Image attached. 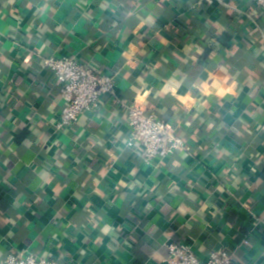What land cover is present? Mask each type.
I'll return each mask as SVG.
<instances>
[{"label": "crops", "instance_id": "obj_1", "mask_svg": "<svg viewBox=\"0 0 264 264\" xmlns=\"http://www.w3.org/2000/svg\"><path fill=\"white\" fill-rule=\"evenodd\" d=\"M75 56L115 95L57 131L59 85L41 66ZM185 148L142 162L124 104ZM264 264V12L254 0H0V264Z\"/></svg>", "mask_w": 264, "mask_h": 264}, {"label": "built area", "instance_id": "obj_2", "mask_svg": "<svg viewBox=\"0 0 264 264\" xmlns=\"http://www.w3.org/2000/svg\"><path fill=\"white\" fill-rule=\"evenodd\" d=\"M212 2L214 0H206ZM225 2L229 0H215ZM264 12V0H254ZM41 66L48 70L59 85L63 107L55 123L57 131L75 125L79 118L94 111L102 97L115 95V77L93 69L75 56L47 57ZM128 133L126 147L137 149L143 163L150 164L157 158L171 156L176 150L185 148L183 140L164 120L156 117L145 107L135 102L124 104ZM166 264H232L233 253L226 248L212 251L206 261H201L194 251L183 243L166 245ZM3 264H56L23 250L9 253Z\"/></svg>", "mask_w": 264, "mask_h": 264}]
</instances>
